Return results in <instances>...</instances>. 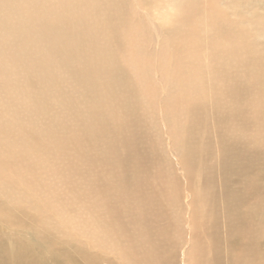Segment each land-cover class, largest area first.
Listing matches in <instances>:
<instances>
[{"label": "rangeland", "instance_id": "obj_1", "mask_svg": "<svg viewBox=\"0 0 264 264\" xmlns=\"http://www.w3.org/2000/svg\"><path fill=\"white\" fill-rule=\"evenodd\" d=\"M71 2L33 0L28 4L32 3L34 18L46 3L61 4L66 15L74 18L77 11H84L88 0H79L78 10ZM10 3L0 6L1 10L8 12ZM163 4L162 12L165 13L166 3ZM251 10L263 12L264 2L252 4ZM123 18L126 25L118 33V44L112 55L116 57H113L115 68L123 70L126 76L129 92L111 102L107 98V111L102 107L108 120L102 128L106 155L87 157L85 142L78 143L80 147L71 153L78 132L93 121L96 113L92 110L93 96L80 94L78 75H68L61 86L70 91L71 99L76 102V108L71 112L74 116L68 122L66 114H61L63 110L56 107L55 113H60L64 125L48 127L50 131L60 133V146L45 145L47 141L43 139L30 144L29 133L11 132L5 139L0 132V155L9 153L6 145L10 140H18L22 146L16 147L17 156L30 165L21 166V174L17 177L14 170L9 169L11 178L8 182H12L14 188L6 193V197L0 194V200L18 201L28 214L42 219L44 224L40 227L52 237L61 239L65 236L55 247L58 251L78 247L79 241V248L92 252L101 264H223L224 261V264H232L235 257L243 254V248L233 244L235 235L242 232L249 235L250 232L255 241L264 238V122L261 111L255 107L259 97L256 89L241 95L239 100L231 103L239 109V118L223 115L224 119L218 118L223 125L220 128L207 86L200 99L203 104L192 114L182 103L180 83L173 80V75L178 73L180 61L190 60L205 70L214 60L219 72L214 76V87L221 91L227 90L230 82H244L250 76L264 77V66L253 69L250 66V61H256L251 56L260 52L264 45V34L254 39L255 43L244 53L245 57L229 46L225 53L216 47L214 58L201 54L192 57L188 50L177 49L176 39L161 41L159 46L154 44L145 22L131 3ZM13 19H10L12 23ZM132 23L137 25L134 37L128 32ZM102 44L106 46L104 42ZM33 50L35 52L36 48L30 47L27 53ZM221 55L225 56L224 60ZM228 66L232 70H228ZM41 79L37 69L27 65L6 61L0 65L1 124L10 127L18 119L25 129L32 130L33 116L29 108L31 101H37L32 82L43 86L45 80L41 82ZM105 91L108 90H104L106 95ZM54 94L58 99L59 94ZM131 99L136 104L131 116L135 122L132 127L128 121L133 119L119 108L123 100ZM217 102L219 110L229 107L225 100ZM53 114L51 109L38 110V115L43 118L49 119ZM233 127L239 137L233 140V149H226L224 145L232 144L229 140L235 134ZM96 139L91 143L94 144ZM233 161L236 165H231ZM33 167L35 176L40 175L38 181L28 176ZM12 176L15 179L12 180ZM27 201L38 206L30 208ZM146 227L147 231H144ZM29 234L26 228L2 232L5 242L15 239L14 235L30 242ZM221 256L223 261H220Z\"/></svg>", "mask_w": 264, "mask_h": 264}, {"label": "bare ground", "instance_id": "obj_2", "mask_svg": "<svg viewBox=\"0 0 264 264\" xmlns=\"http://www.w3.org/2000/svg\"><path fill=\"white\" fill-rule=\"evenodd\" d=\"M9 1L11 2V9L8 12H3L0 8V65L4 61L27 65L29 68L37 69L45 82L43 86L32 82L37 99L36 102L31 101L29 108L33 116L34 127L31 126L32 130L25 129L22 125L23 123L17 119V121H13V126L10 127L0 123V132L4 134L3 137L5 139L7 138L6 135H10L11 132L24 133V135L29 133L31 135L30 144H36L43 139L48 142H45V145L60 146L62 144L60 133L57 130L50 131L48 127L50 125H55L56 127L64 125L60 113H55L56 107L63 110L61 114H66L65 118L68 119V122L74 116V113L72 114L71 112L76 108V102H74L73 98L71 99L70 91L61 86V82L65 80L66 76H72L74 73L78 75L80 94L82 96H85V94L91 95L94 99L92 110L96 114L93 117V121L78 132L75 138L76 144L71 143V153L73 154L80 147V144L85 142L87 157H93L95 154H103L105 156L107 153L102 140V128L108 123L107 116L104 114L107 113L104 111L108 110L105 107L107 98L111 102L116 100L115 98H118V96L121 98L124 95L125 97L126 92H129L126 76L122 72L123 70L115 68L116 66L113 64L115 62L113 57L115 56L112 53L115 52L114 49L118 44L116 42L120 36L118 33L126 25L123 17L127 13L130 3L132 6H136L139 18H142L145 22V27H147L154 44L159 46L161 41L169 40V42H173V39H176L179 45H177V49L180 50V47L183 51L188 50L190 52L189 55L192 57L194 54H201L214 58L216 47L220 48L221 53H225L228 52V46L230 49L242 52V56L245 57L246 52L255 43L254 39H258L264 34V10L263 12L251 10L252 4H261L264 0H88L84 11L81 13L77 11L74 14V18L66 15L65 9L61 4L46 3L42 5V10L35 18L32 15V3L28 4L33 0H0V6ZM57 1L55 0V2ZM71 1L74 9L78 10L79 0ZM163 2L166 3L165 13L162 12L164 9ZM16 11L17 13H15ZM11 17L15 18L13 23L10 21ZM161 17H163L162 20ZM136 27L137 25L134 23L128 26L130 36L134 37ZM218 39L219 41H217ZM221 39L227 40L228 43H223ZM101 42H104L106 46ZM30 47H35L36 51L34 52L33 50L32 53L28 54L27 51ZM232 53L234 52L232 51ZM131 55L133 56V54ZM251 57L256 60L250 61L251 69L256 66L263 67L264 45H262L260 52L253 54ZM220 58L224 60L225 56L221 55ZM179 66L176 69L178 73L175 72L176 74L174 73L173 75V80L180 83L178 86L182 103L187 106L192 114L203 104H201L202 101L200 99L203 97L202 93L204 95L206 92V86L207 93L211 94L212 108L217 113V119H224V116H228L231 119L239 118V113L237 112L239 109H237V106L231 105V103L233 104L235 100H239L241 95L256 89V95L259 100L255 107L258 112L261 111V120L264 122V77L262 75H258V77L250 76V79L244 82H230L227 86L228 89L225 90L223 88L224 90L222 89L221 91L218 87H214V76L219 73L214 65V60L213 63L206 66L205 70L202 67L193 65L190 60L180 61ZM57 67H59V70L54 71ZM114 68L116 71L112 70ZM228 70L232 69L228 66ZM228 75L231 76L230 73ZM43 79H41V82H43ZM105 89L108 90V92L105 91L106 95L104 93ZM218 89L220 91L214 93ZM54 93L59 94L58 99L54 97ZM209 94H207L208 98ZM218 100H225L226 105L229 107L225 106V108H221L222 111L219 110L217 108L220 107L218 106ZM121 104L122 106L119 108H122L123 112L129 115L130 120L133 119L128 121L129 126H134V118L131 117L134 115L133 110L136 106L134 100H123ZM102 107H104L103 112L101 111ZM39 109H51L54 114L49 119L43 118L38 115ZM219 112L223 114H219ZM77 117L81 116L77 115ZM217 123L220 128L223 126L219 119ZM232 129L235 134L233 139L229 140L232 144L230 146L224 145L226 149H231L234 144L233 140L239 137L234 127ZM222 134L224 136L225 133ZM95 138L97 139L94 144L91 143L92 139ZM225 140L228 142V139ZM78 143L80 144L78 145ZM235 144L239 143L236 142ZM45 145L44 147H47ZM21 146L22 144L18 140L12 139L6 145L9 153L0 155V194H4V197L8 195L6 193L14 188L13 183L8 182L11 174L9 169L14 170L15 177H17L16 175L21 174L19 173L21 166H30L26 164L25 159L17 156L16 147ZM69 146L71 145L69 144ZM184 151L187 152L186 147ZM233 162L231 165H236L235 161ZM10 165H13V167ZM32 170L31 175H28L31 180H40V175L36 177L34 174V167ZM13 176L12 180L15 179ZM29 177L27 178L29 179ZM28 200L31 201L29 198ZM27 203L30 208L38 206L33 202L29 203L27 201ZM248 212H251V208L248 209ZM43 224L42 219L32 217L26 211L24 205H20L18 201L0 200V264H101V261L94 254H91L92 252L89 253L85 249L79 248V241L78 243L76 242L78 247L71 246V249L58 251L55 247L61 243L65 236H62L61 239L52 237L47 230L40 227ZM21 228H26L30 231L29 235L32 238L30 242L18 238V235H14L15 239L8 242L4 241L3 231ZM144 231H147V227ZM232 241L233 244L240 245V248H243V254L235 257L233 263H229L264 264V238L262 241L259 238L255 241L250 232L249 235L242 232L235 235ZM81 245L83 246V244ZM225 246L227 247V245ZM228 251L230 252V250ZM93 252L95 253V251ZM222 258L221 256V260H219L223 261ZM212 261L215 260L212 259ZM227 261H229V258ZM211 264H215V262Z\"/></svg>", "mask_w": 264, "mask_h": 264}]
</instances>
